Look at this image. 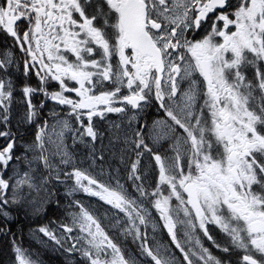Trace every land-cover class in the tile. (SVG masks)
Returning <instances> with one entry per match:
<instances>
[{
	"label": "snow or ice",
	"instance_id": "snow-or-ice-1",
	"mask_svg": "<svg viewBox=\"0 0 264 264\" xmlns=\"http://www.w3.org/2000/svg\"><path fill=\"white\" fill-rule=\"evenodd\" d=\"M0 34L13 46L0 51L6 225L13 208L59 209L62 187L65 211L73 209L67 222L50 219L38 232L86 264H233L214 256L200 233L224 254L242 253L236 264H264V0H0ZM21 67L27 108L18 120L35 125L30 140L12 127L13 69ZM50 82L58 87L49 90ZM47 100L61 111L43 115ZM152 107L163 115L141 122ZM109 114L119 118L108 122L116 130L109 144L119 145L120 164L128 156L123 177L119 167L90 170ZM66 132L90 147L88 168L66 146ZM146 156L155 162L152 181L151 163L141 172ZM81 192L109 207L99 213L75 198ZM151 208L179 256L156 239ZM109 225L138 242L144 259L126 253ZM12 249L14 264H35L15 234Z\"/></svg>",
	"mask_w": 264,
	"mask_h": 264
},
{
	"label": "trees",
	"instance_id": "trees-1",
	"mask_svg": "<svg viewBox=\"0 0 264 264\" xmlns=\"http://www.w3.org/2000/svg\"><path fill=\"white\" fill-rule=\"evenodd\" d=\"M13 73H15L14 75L18 77V81H17V90L15 92V96L12 102V127L14 131H18V133H22L23 137H25L27 136L29 129L27 128V126H24L18 120V117H21V114L27 108L26 103L24 102L23 99H21L22 92L19 90V82L23 80V72L21 73V72L16 71ZM18 126H22L23 128H26V129L24 130L22 128L23 129L22 130ZM98 153L99 154L103 153V155L105 154L104 155V158H105L106 154H109V151L98 152ZM103 160L104 161H100V165L107 167L105 159ZM121 169H122L121 173L123 177L125 170L123 168ZM149 181H152V179H150ZM75 198L81 199L86 205L92 207L94 210L99 211V213L101 214L103 213L104 209L108 208L107 205H103L98 200L93 199L91 197L89 198L88 196L82 195L80 193H78ZM58 199L60 200V204H61V207L59 209L56 208L55 203L51 205V208H49L48 206H45V212L47 214L40 213L39 216H36L34 220H31V221L25 220L23 218L25 214L23 213L22 209H19V210L12 209L14 210L15 213H17L20 216L18 217V220L20 222L24 221L25 223H29L28 221H30L35 226H0V228L7 227L8 229H10L8 231H0V264H14L15 262V256H14V252L12 249L13 234H15L17 245L21 246L25 250V252L28 254V256L32 257L33 259L32 261H34L35 264H69V262H71V264H86L78 256H76V258L75 256L71 257L70 259H72L73 261L67 259L66 258L67 253L64 250L60 249V251L58 250L52 251V250H49L47 248H44L34 243L35 242L34 237L36 235L34 234V230L39 227L40 223L44 224L46 221H48L47 219H54L57 222L64 220L65 222H67L68 220L67 213L72 211V209L69 208L67 209V211H65L68 201L66 200L64 193L60 192ZM109 233L110 235L113 236L114 239L117 240L118 243L121 244V246L125 249L126 253L131 252L132 254L136 255L138 259H141V260L144 259L143 257L140 256L137 245L135 246L131 244V240L129 237L125 238L124 236L120 235V232H117L116 229H112L110 225H109ZM152 235L153 233L149 235L150 241L152 240ZM155 236H156V239L160 243L171 247L172 250L176 252L177 256H179L178 251L175 249L174 245H171L170 237H168L166 230L162 226H158ZM208 247L214 256L225 258V259H230L233 261V264H236L237 256L242 254V253H236V252L231 253V254H224L223 252H221V254H219L214 248L211 247V245Z\"/></svg>",
	"mask_w": 264,
	"mask_h": 264
},
{
	"label": "rangeland",
	"instance_id": "rangeland-1",
	"mask_svg": "<svg viewBox=\"0 0 264 264\" xmlns=\"http://www.w3.org/2000/svg\"><path fill=\"white\" fill-rule=\"evenodd\" d=\"M2 50H3V49L0 48V51H2ZM19 71L22 73V69L19 70ZM14 74H15V73H14ZM21 99L24 100L23 95H22ZM24 102L26 103L25 100H24ZM33 103H34V102H33ZM257 103H258V101H257ZM34 104H35V103H34ZM37 104H38V103H37ZM26 107H27V104H26ZM25 112H26V110L21 114V116H23ZM114 115H115V118L108 119V121L104 124V127H102V124H103V123H101V124L98 125V127L101 128V129H105V128H106V131H104V132H105V135H104L103 139L101 140L100 138H98L97 141H96V143H95V146H96V147H95V149H96V156H97V157L99 156V155H98V152H107V151H109V154H106V157L104 158V159H105V162H106V164H107V167H104L103 165H100V164L98 163V161H97L96 164H95V167H94L93 169H90V170L93 172L94 175H95V174H99V172L101 171V168H102V167H103V169H104L105 171H108V170H109V166H111V168H113V169L119 167V168H120V172H121V171H122L121 168H123V169L125 170V168L129 166L128 163H127V161H128V156H125V164H120V161H119V145H116V148L113 149V147L109 144V139H110V137H111L112 135L115 134V131H116V130L113 129L112 132L110 133V132L107 130L108 122H117V123L119 122V118H118V116H117L116 114H114ZM20 123H21V122H20ZM50 123H51V122H50ZM22 124H23V125H26L28 129H31V128L34 127V125H28V124H26V123H22ZM18 127L22 129V126H18ZM23 129H24V128H23ZM25 129H26V128H25ZM34 133H35L34 131H32L31 134H30V132H28V133H27V136H25L24 139H25V140H30V139L34 136ZM54 138H55V137H54ZM46 139H47V137H46ZM107 139H108V141L105 143V140H107ZM64 142H65L66 146L68 147V149L76 154L77 162L79 163L81 160H83V164H82V166L85 167V168H88L89 165L91 164V160L87 159L88 153L91 151L90 147H86L85 145H83V144H81V143H79V142H76V143L74 144V143H73V139H72V135H71L70 132H66V133H65ZM0 143H3V141L0 140ZM50 147H51V146H50ZM98 148H99V149H98ZM52 150H54V148H53ZM98 150H99V151H98ZM100 150H101V151H100ZM114 150H115L116 153H117L116 158H114L113 155H112V153H113ZM104 155H105V154H104ZM102 161H104V160H102ZM149 163H151L152 167L147 169V171H148V173H149V176H148L149 179H148V180H150V179L153 180L154 177H155V175H156V173H155V162H154L153 160H150V157H145V158H144V161H143V163H142V165H141V172H144V171H145V166L148 165ZM121 175H122V173H121ZM151 176H153V177H151ZM61 189H62V191H61ZM59 191H60L61 193H64V190H63L62 187L60 188ZM80 194L85 195V194H83L82 192H81ZM165 194H167V193H165ZM33 195H35V193H33ZM89 198H90V197H89ZM91 198L98 200V199L95 198V197H91ZM98 201H99V200H98ZM99 202H100V201H99ZM100 203H102V202H100ZM173 203H175L174 198H173ZM89 207H90V206H89ZM108 207H109V206H108ZM13 209H17V208H13ZM72 210H73V209H72ZM70 212H71V211H70ZM151 213H152V219H153V220H154L159 226H162V227H163V222L160 221V219H159V214L156 212V210H155L154 208H151ZM33 216L36 217V216H39V214H38V215H33ZM67 219H68V215H67ZM47 220H50V219H47ZM45 221H46V220H45ZM44 224H47V221H46ZM44 224L40 223L39 226L44 225ZM53 227H56V229H57V235H60V231H61V230L58 228V225H54ZM177 228H178V230H179L180 226L177 225ZM208 228H209L210 233L214 236V238H216V239L218 240V242H220V243H223V242H224L225 238H224V236H223V233L220 232V229H219L216 225H214V224H208ZM35 230H36V231H35V234H36V235H35V237H34V241H35V243H36L37 245H40V246H42V247H44V248H47V249H49V250H52V251H54V250H58V251H60V249H61V250H64V249L61 248L59 245H56L54 242H52L51 240H49V238L44 237L42 233H39V232H38V228L35 229ZM116 230H117V232H120L118 228H117ZM144 231H145L144 226H141V233L143 234ZM147 232H148L149 235L152 234V225H151V223H150V224L148 225V227H147ZM166 232H167V231H166ZM72 235H73V236L77 235V232L74 231V232L72 233ZM120 235H121V234H120ZM200 237H201L202 243L204 244L205 247H208V246L211 245L212 248H214L219 254H221V251H220L219 249L215 248V247L211 244V242H209V241L207 240V238L203 237V234H202V233H200ZM129 238H130V240H131V244H133V245H135V246L138 244V242L134 243L131 237H129ZM47 241H48V243H47ZM63 242H64V241H62V243H63ZM69 243H71V242H69ZM208 244H209V245H208ZM77 247H79V245H77ZM208 248H209V247H208ZM177 251H178V250H177ZM61 252H62V251H61ZM66 253H67V254H66V256H67L66 258L69 259V260H72V259H70L71 257H74V256H75V258H76V256H78L79 258H81L82 261L85 262V260L81 257V255H80L79 252H71V253L66 252ZM26 255L28 256L27 253H26ZM28 258L31 259V260H33L31 256H28ZM180 258L182 259V257H180ZM149 260H150V258H149ZM72 261H73V260H72ZM85 263H86V262H85Z\"/></svg>",
	"mask_w": 264,
	"mask_h": 264
},
{
	"label": "flooded vegetation",
	"instance_id": "flooded-vegetation-1",
	"mask_svg": "<svg viewBox=\"0 0 264 264\" xmlns=\"http://www.w3.org/2000/svg\"><path fill=\"white\" fill-rule=\"evenodd\" d=\"M0 48H2V49H3V48H7V49H9V50H13V46H12L11 40H10V39H9V40H5V38H4V34H0ZM15 52H16V55H17L18 53L20 54V52H19L18 49H15ZM21 55H22V57H23V53H21ZM114 62H115V61H114ZM21 63H22V62H21ZM21 69H22V67H21ZM21 69H20V70H21ZM247 75L249 76V78H251V77L253 76V71H252L251 69H249L248 72H247ZM32 83H33L34 85H35L36 83H38V81L35 79V77L32 78ZM57 87H58V85H56L55 82H50V84H49V90H53L54 88H57ZM70 95L74 96V94H70ZM41 99H43L42 95H41V96H36V97L33 98V102H34L35 104H37V103H39V101H40ZM45 103H46L47 107H45V108L43 109V113H42L43 115H47L48 112H49V109H51V108H55V110H56L57 112H60V111H61L62 106L55 105V103H54L53 101H51V100H47ZM162 115H163L162 112H159V111L157 110V108H155V107H152V108H150V109H147V108H146V109L144 110V112H142V113L140 114L141 122H144V120H147L148 123H150L153 119L159 118V117L162 116ZM111 118H115V115H114V114H109L108 119H111ZM106 122H107V121H106ZM106 122H104V123L102 124V127H104V124H105ZM100 130H102V131H106V128H105V129H101V128H100ZM32 131L35 132V125H34L33 128L29 129L30 134H31ZM107 141H108V139L105 140V143H106ZM95 147H96V146H95ZM98 155L100 156L99 153H98ZM99 156L97 157V161H98V163L100 164V161H101V160L98 159ZM18 210H19V209H18ZM23 213L25 214L24 211H23ZM18 217H20V216L12 210V218L7 222V225H6L5 222L3 221V218H0V226H35V225H33V224L30 222L31 220H34L35 216H33V215H31V214H28V215H24V216H23V218H24L25 220H30V221H28L29 223H25L24 221L20 222V221L18 220Z\"/></svg>",
	"mask_w": 264,
	"mask_h": 264
},
{
	"label": "bare ground",
	"instance_id": "bare-ground-1",
	"mask_svg": "<svg viewBox=\"0 0 264 264\" xmlns=\"http://www.w3.org/2000/svg\"><path fill=\"white\" fill-rule=\"evenodd\" d=\"M151 123V122H150ZM54 261V260H53Z\"/></svg>",
	"mask_w": 264,
	"mask_h": 264
}]
</instances>
